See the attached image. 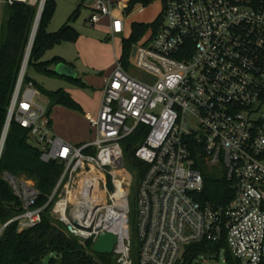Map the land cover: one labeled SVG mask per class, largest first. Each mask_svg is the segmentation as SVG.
I'll use <instances>...</instances> for the list:
<instances>
[{
    "label": "built area",
    "instance_id": "obj_1",
    "mask_svg": "<svg viewBox=\"0 0 264 264\" xmlns=\"http://www.w3.org/2000/svg\"><path fill=\"white\" fill-rule=\"evenodd\" d=\"M0 1L38 10L47 2ZM162 12L159 29L132 46L129 67L116 60L100 110L88 116L94 132L89 141L74 144L54 132L24 70L8 117L29 131L44 162L60 161L64 169L43 205L35 183L2 174L22 211L0 223V239L12 224L18 231L38 225L50 208L83 242L114 233L116 264H132L134 176L123 141L143 129L135 148L147 166L137 188L140 264H178L187 246L222 240L242 264H264V0H163ZM104 19L111 35L128 27L112 0H95L88 21ZM130 66L148 78L132 75ZM194 145L233 183L226 205L195 199L204 177Z\"/></svg>",
    "mask_w": 264,
    "mask_h": 264
},
{
    "label": "trees",
    "instance_id": "obj_2",
    "mask_svg": "<svg viewBox=\"0 0 264 264\" xmlns=\"http://www.w3.org/2000/svg\"><path fill=\"white\" fill-rule=\"evenodd\" d=\"M153 1L130 0L127 10H132V7L138 3L148 6ZM55 3V0H47L45 4L27 68L35 66L39 72L59 76L54 71V67L62 62L67 63L65 59L55 56L52 59L43 60V57L51 47L65 39L72 42L78 40L80 32L71 22L78 17L80 9L77 8L69 21L59 30L49 32L47 25L53 15ZM6 9L9 17L0 34V141L38 13L37 7L18 1L6 4ZM162 23L163 12L152 23L134 22L132 24L130 36L122 39L121 59L126 66L129 64L132 46L139 42L150 29L157 31ZM65 78L80 86H86L79 77ZM24 79L25 82H33L36 86V83L27 75V71ZM44 93L49 99L47 108L49 116L56 105L83 112L81 105L65 89ZM142 130L123 141L129 168L137 176L136 194L147 168L146 164L135 156V148L143 141L146 134L141 132ZM191 149L196 167L201 170L204 177V187L196 193L195 199L202 204L211 202L220 206L226 205L234 195L233 183L227 179L222 170L214 169L207 164L201 146L194 145ZM63 169L64 164L60 161L44 162L41 159V150L32 144L29 131L12 120L0 158V223L22 211L20 201L2 178L4 172L15 176L24 175L33 180L41 192L38 204L43 205L54 191ZM132 235L133 262L140 264L141 240L137 231ZM93 245L92 240L86 241L85 244L80 243L79 238L72 234L67 226L55 220L50 214V208H47L38 225L18 231L17 224H12L6 229L0 239V264H43V258L47 255H55L52 256L49 264H116L115 253H94ZM222 251L225 252L226 261L229 264H242L233 256L225 240L201 241L187 246L183 254L184 261L181 264H195L198 258L220 254Z\"/></svg>",
    "mask_w": 264,
    "mask_h": 264
},
{
    "label": "rangeland",
    "instance_id": "obj_3",
    "mask_svg": "<svg viewBox=\"0 0 264 264\" xmlns=\"http://www.w3.org/2000/svg\"><path fill=\"white\" fill-rule=\"evenodd\" d=\"M95 0H55V7L53 15L47 25V30L49 32L59 30L69 19L72 14L75 12L77 8L80 9L78 17L72 21V25L80 32V41L72 42L70 40H63L61 43L54 45L51 47L43 57V60L52 59L55 56H60L65 59V61L74 67V69L78 72L79 78L86 86H80L75 84L65 77L57 76L53 74H48L45 72H39L35 66H29L27 68V75L36 83L37 89L39 90V94L37 96V102L48 108L49 101L45 96V91H57L59 89H65L66 91L69 89L72 91L73 98L78 102H82L86 104L89 108H95L98 103L97 93L101 91V89L105 85L104 78L106 74L102 71L106 69V67L111 63L112 53L115 50H119L121 48V40L118 39L114 44L111 38H108L105 30L99 25H91L87 19L91 15V6L93 5ZM115 3L116 13H121L124 17L130 12L131 9L127 10L130 6V0H112ZM121 1H124L126 10L121 9ZM155 1V0H154ZM151 6H145L142 3L135 4L132 7V10L138 13L136 18L142 19L144 21H152L155 19L157 15V11L159 9L158 0L155 3H152ZM131 10V11H132ZM121 11V12H120ZM9 17V13L6 9V3L0 1V34L1 31L7 24ZM128 30V28H127ZM125 35L127 34V31ZM129 65L127 66V68ZM129 71L132 75L137 76L142 79L148 78V75L133 66H130ZM74 94V95H73ZM81 104V103H80ZM65 107V106H62ZM68 108V107H67ZM74 110V109H72ZM88 110V109H87ZM77 112L72 116H67L62 113L59 116L58 120L61 121L62 124L66 125L69 129L77 130L80 134H85L87 137H91L88 122L82 117V112L78 110H74ZM86 111V110H85ZM56 113V108H55ZM82 114V115H80ZM97 116V115H96ZM95 117V116H94ZM92 131V138L94 137V132ZM32 144L36 147L37 144L32 142ZM127 162V159H126ZM129 167V164L127 162ZM130 169V168H129ZM134 180L132 185V193L130 195V203H131V228L132 233L135 231L138 233V206H137V194L135 191L137 176L136 173L133 172ZM23 177L33 183L28 177L24 175ZM109 189H113V183L111 179L108 183ZM138 188V187H137ZM131 233V237L133 236ZM79 242L85 244L80 238ZM219 255V256H218ZM52 256L55 255H47L43 258V264H49ZM96 258V256L94 255ZM131 260L132 264V244H131ZM184 261V257L181 258L179 264ZM195 264H229L226 261L225 252H221L220 254H212L205 255L201 258H198Z\"/></svg>",
    "mask_w": 264,
    "mask_h": 264
},
{
    "label": "crops",
    "instance_id": "obj_4",
    "mask_svg": "<svg viewBox=\"0 0 264 264\" xmlns=\"http://www.w3.org/2000/svg\"><path fill=\"white\" fill-rule=\"evenodd\" d=\"M155 1H153V2L155 3ZM124 3H125L124 1H121V3H120L121 4V9L120 10H122V8L125 6ZM158 3H159V9L157 11V15H156L155 19H153L152 21H144L142 19L136 18L138 13L135 11V9H133L131 12H129L127 14V16H126L127 23H128V27H127L128 30L126 29L128 32H127L126 35H125V33L124 34L111 35L110 32H109V28H108L109 20H107V19H104L102 21V23L99 24L98 27H100L101 29L103 28L105 30V33L107 34L108 38H111L113 40L114 44L116 43V41H118V39H120L121 43H122V39L123 38H128L130 36V34L132 32V24L134 22L152 23V22H154L157 19V17L162 13V10H163V0H158ZM151 5H153V4L151 3L149 6H151ZM116 14L121 15V13H116ZM88 19H87V21H88ZM79 41H80V39L78 40V42ZM121 55H122V44H121L120 51L119 50H115V46H114V52L112 53L111 63L106 67V69L104 71H102L104 74H106L104 76V78L108 77L111 74L112 70L115 67L116 60L118 58H120ZM78 77H79V75H78ZM67 91L72 95V91L71 90L68 89ZM96 95H97V98H98V103H97L95 108H89L86 104H84L82 102H80L81 104L79 103L81 105L82 109H83V112H82L83 115L82 114H80V115H82V117L88 122L89 130H90V134H91L90 138L87 137L85 134H80L77 130L69 129L66 125L62 124L60 120H58L59 116H61L62 113H64L67 116H72V115L77 113V112H75L74 110H72L70 108L62 107V105L54 106L53 110H52V113L50 114L51 121H52V127H53L54 132L58 136L63 138L64 140H66L68 142H71V143H74V144H81V143H84L86 141L91 140L92 139V131H91V126H90V122H89L88 116L89 115L96 116L98 114V112L100 110V107H101V104L103 102V88ZM48 101H49V99H48ZM55 108H56V113H55Z\"/></svg>",
    "mask_w": 264,
    "mask_h": 264
},
{
    "label": "water",
    "instance_id": "obj_5",
    "mask_svg": "<svg viewBox=\"0 0 264 264\" xmlns=\"http://www.w3.org/2000/svg\"><path fill=\"white\" fill-rule=\"evenodd\" d=\"M39 11V10H38ZM37 17H38V13H37ZM37 21V18H36ZM35 21V24H36ZM35 24L32 30V34H31V38H30V43L22 64V68H21V73H20V77L19 80L21 79L23 73H24V66L26 64V60L28 57H30V53H31V49L34 43V39H35V33H34V28H35ZM135 54V48H134V52L133 55ZM54 71L62 77H70V78H77L78 77V72L69 64L67 63H59L55 66ZM10 123H11V119L8 117L5 128H4V132L0 141V156H1V149L4 146V142L6 140V136L8 134V130L10 127ZM53 162V161H51ZM68 230L72 233L75 234L76 231L73 229L72 226H68ZM117 243V236L114 233L111 232H103L102 234L99 235V237L97 238L96 242L93 245V252L94 253H100V254H113L115 252V246Z\"/></svg>",
    "mask_w": 264,
    "mask_h": 264
},
{
    "label": "bare ground",
    "instance_id": "obj_6",
    "mask_svg": "<svg viewBox=\"0 0 264 264\" xmlns=\"http://www.w3.org/2000/svg\"><path fill=\"white\" fill-rule=\"evenodd\" d=\"M43 9H44V7H41V8L39 9V11H38L37 21L35 20V21H36V24L34 23V24H35V28H34L35 36H36V33H37V31H38V28H39L40 20H41L42 14H43ZM28 61H29V57H28L27 60H26V64H25V66H24V70L27 68ZM6 137H7V136H6ZM4 143H5V142H4ZM3 148H4V146H3ZM3 148L1 149V154H2Z\"/></svg>",
    "mask_w": 264,
    "mask_h": 264
}]
</instances>
